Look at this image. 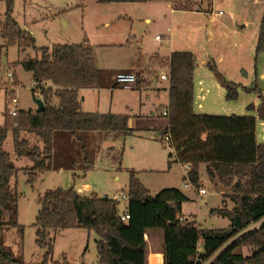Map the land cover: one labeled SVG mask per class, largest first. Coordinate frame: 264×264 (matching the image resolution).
Masks as SVG:
<instances>
[{"label": "trees", "instance_id": "obj_1", "mask_svg": "<svg viewBox=\"0 0 264 264\" xmlns=\"http://www.w3.org/2000/svg\"><path fill=\"white\" fill-rule=\"evenodd\" d=\"M5 2L6 11L0 20V36L5 41L0 44V86L8 47L16 45L21 52L27 47H36L35 36L13 16L14 0ZM40 50V57L26 55L19 62L37 81L45 109L20 110L12 119L5 111V122L0 125V264H29L23 253H15L6 244L9 229L16 228L21 238L25 231L18 220L19 192L11 184L18 167L4 149L9 132L13 135L15 155L32 162L25 170L27 182L32 186L42 174L52 170H79L85 175L94 167L100 140L110 134L132 132L128 115L82 109L80 89L104 85L95 46L85 41L58 43ZM256 50L264 52V12ZM208 65L225 85L227 100L237 99L240 88L258 90L227 80L214 61ZM169 66L168 123L160 134L163 138L169 135L172 140L174 151L169 153L168 167L175 162L190 165L184 179L201 188L199 168L205 164L210 180L229 190L225 195L233 207L211 210L228 218L229 227L198 226L195 217L182 215V204L188 199L182 190L168 187L152 195L136 171L130 170L125 190L130 211L127 221L121 219L119 201L113 197L83 195L73 186L50 188L42 193L34 222L35 242L45 250L40 264H47L53 254L51 232L75 227L94 230L97 234L99 264H146V234L151 230L163 233L164 264H200L198 259H213L210 264H264V143L256 137L257 116L197 113L194 110V53L172 52ZM259 95L257 114L264 119V95L261 92ZM248 108L253 110L254 104ZM23 132L35 135L41 144L32 143L22 136ZM240 247H249L251 253L237 252Z\"/></svg>", "mask_w": 264, "mask_h": 264}, {"label": "rangeland", "instance_id": "obj_2", "mask_svg": "<svg viewBox=\"0 0 264 264\" xmlns=\"http://www.w3.org/2000/svg\"><path fill=\"white\" fill-rule=\"evenodd\" d=\"M79 1H81L83 5L73 8V10L70 11V13L61 21L63 24H70L69 31L73 32V36L72 38L70 36L68 37V39H70L69 41H76L74 40L76 39L74 35L77 32L83 34V30L87 33L90 41H93L95 44L97 41L101 40L108 41L109 43L120 41L123 38L122 34H124L127 25L114 20L110 27H105L104 22L105 19H113L116 14L124 13L126 11H131L139 15L136 24L139 27L140 32L145 30L146 38L152 41L156 33L161 34L166 20L165 18L169 17L168 8L166 7L165 2H163L162 5L139 4L136 7H128L125 9V6L128 5L116 3L107 6V4L97 3L94 0H14L13 16L23 27L25 22L28 23L29 29L34 31L37 45L35 48L27 47L24 52H21L20 48L16 45L9 46L7 49V58L9 59V62L5 64L2 85L0 88V125H3L5 122V111L10 119L13 118V116L11 117L8 113V106H11V103L8 102L9 98L12 96L16 95L19 98L20 110L28 111L30 109H37V104L32 95V73L26 71L19 61L26 55L28 57H40V48L43 46H38V44L44 45L63 41L60 36L54 38L53 31H49L48 26H43V22L32 21L35 17L34 14L37 10L36 7L38 6L35 3L46 8L47 3L49 2L62 6L66 3L75 5ZM239 1H242L240 5L242 7L240 10L249 13L251 17L252 24L247 27L248 29L245 32H248L249 35L246 34L252 39L254 37V31L257 27L258 19H261L260 17L262 16V5H250L248 3L249 0ZM203 2L208 3L209 0H203ZM180 5L187 6L188 8L193 6L189 1H181ZM222 9L225 11V15H221L220 17L225 18L228 14V9L224 7ZM5 11L6 2L5 0H0V20H3ZM147 16L152 19V22L149 24L144 20ZM189 17L190 19L186 15L183 20L185 23L184 26L187 27V29H195L205 23V19L201 15H192ZM186 20H196V22H188ZM82 27L84 29H82ZM1 29L0 26V31ZM205 30L206 29L198 30L196 35L192 36V40L195 43L193 49L198 47L199 50L197 51L198 56L200 57L201 53L203 54L204 51L203 46L200 47L198 43L202 42L203 39H199L198 36H200L202 32H205ZM229 35L231 43L228 42L227 46L221 45L216 47L211 44L210 47H216L220 53L223 51L225 61L222 63V66L226 69L227 75H232V71L237 70L239 64L229 51L230 47L234 45V37L231 34ZM4 42V39L0 37V43ZM95 54L96 62L99 67L114 69L117 67L116 69H118V67H121L125 63L124 61H126V58L128 57V50L119 49L115 46L105 49L95 46ZM243 57L244 63L247 64L252 62L251 55L248 54V51L245 52ZM165 64L163 62V65ZM163 68L166 70L165 67ZM6 72L13 73L14 81L11 82L8 79ZM132 73H135L137 77H139L136 72ZM154 75L155 73H153V76ZM239 77L242 78V75L239 74ZM102 78L110 79V74L102 71ZM253 78L254 75L252 73L250 82ZM258 79L260 83H264V80L261 77ZM118 94L122 96L123 93L118 91ZM222 111L225 110L222 108ZM156 115V120L159 125H166L167 116L162 113ZM151 120V117H146L141 121H131V124L129 123V125L140 128L141 125L142 127L144 126V124H142L144 121ZM27 137H29V135H27ZM160 140L161 137L157 140L160 146L156 145L153 141H147L133 136L132 134L126 135L125 138H121L120 136L114 139L108 137L100 140V146H97L98 152L96 151L97 154L95 157V166H97V170L92 173V180L95 183L104 182L106 176L105 171L116 169L117 162H121L122 168H118V175L121 177L120 180L115 181V178H113L112 175L107 177V183H112L109 187V191L111 193H121L122 188L126 187L128 184L130 176L128 168H130L129 165L131 164L133 167H136L138 177L152 194H155L166 187H177L176 185L182 186V188L188 193V199L183 202V212L188 216L195 217L198 226L203 228L229 227L230 220L228 218L211 212L213 208L233 207V202L225 195L229 190L215 184V182L211 181L209 177L207 178L206 165L201 164L199 172L201 179L204 180V184H201V187L206 188L208 192L206 194H198L197 187L189 179H184L186 171L182 164L175 162L172 164L171 168L168 167V153L174 150L168 144L165 142L162 143ZM31 142L33 143L35 141L32 139ZM112 145L114 147L113 149L111 148ZM4 148L6 151L10 152L11 159L14 160L15 165L18 167V174L12 179L11 184L12 186H16L19 192L18 220L20 224L25 226L23 238H21V235L16 228L9 229L6 232V244L11 248L14 247L16 250L20 247L19 253H23L25 260L30 262V264H40L43 261L45 250L41 249L35 242L36 228L34 222L40 207L41 193L49 188H68L71 183L73 184V174L70 170H66L67 172L65 171L63 173H59L57 170L52 171L43 175L44 177L41 179L39 177L34 186H32L27 182V175L24 173L31 164L26 158H18L15 155L13 135L11 131L4 143ZM149 160L159 161L155 164H151ZM185 183H188V185L185 186ZM51 237L53 238V241L56 239L54 241L55 249L47 264H92L97 261L96 240L98 239V236L94 230L75 227L67 230L52 231ZM236 251L241 252L244 255L251 253L249 247H240L237 248ZM212 260L213 259H209L205 262L206 264H210Z\"/></svg>", "mask_w": 264, "mask_h": 264}, {"label": "crops", "instance_id": "obj_3", "mask_svg": "<svg viewBox=\"0 0 264 264\" xmlns=\"http://www.w3.org/2000/svg\"><path fill=\"white\" fill-rule=\"evenodd\" d=\"M97 3L98 0H94ZM181 1H189L192 3V7L184 8L181 7ZM165 2L166 7L168 8L169 17L165 18V23L163 26V31L156 33L154 39L148 40L146 38V31H141L136 24L138 20L137 14L126 11L124 13L116 14L113 19H105L104 26L110 27L114 20L119 21L127 25L124 34H122V39L118 42H111L101 40V41H90V38L87 36V33L83 30V34L77 32L74 37L76 41H69L68 37L72 38L73 32L69 31V25L67 23H62L61 21L67 16L73 8L77 6H82L83 3L79 1L75 5H70L68 3L58 6L57 4L47 3V7L38 5L36 8V13L34 14V19L32 21L43 22V26H48L49 31H53V37L56 38L60 36L63 41L59 42L60 44L66 43H82L88 41L91 45L100 47L102 49L115 46L119 49L128 50V57L126 58L125 63L121 66L114 68H102L99 67L101 71L108 72L110 74V79H104V85L101 87H91V88H81L79 93L82 99V109L85 112H100V113H113V114H125L129 117V123L131 121L143 120L146 117H151V121H144L142 124L144 126L134 127L130 126L133 136L145 139L147 141H153L156 145H159V140L161 131L165 129L166 125H159L156 114H163L164 110H168L170 94H169V80L162 79L160 75L162 73L169 74V59L174 51H191L196 57V68L194 71V110L197 113H206V114H217V115H231V114H253L257 116V125H256V137L258 142L264 143V119L258 118L257 107L261 103V98L259 92L264 95V83L259 82V77L264 80V52H257L256 45L258 40V34L260 29L261 19H258L257 27L254 31V37L251 39L248 35L247 27L252 24L251 17L249 13L242 12L241 3L239 0H209L208 3L203 2V0H150L146 2H112V3H103L110 6L112 4H123L125 9L128 7H136L139 4L143 5H162ZM180 3V4H179ZM250 5L259 6L262 5V15L264 12V0H249ZM34 5V4H33ZM60 5V4H59ZM207 5V6H206ZM228 9V14L225 18H221V15H225V11L222 8ZM223 11L221 14L220 11ZM191 14V15H190ZM192 15H201L205 19V23L198 26L195 29L185 27L184 17ZM146 23H151V17H145ZM188 22H196V20H186ZM54 25V26H53ZM24 28L30 31L34 35V31L30 30L28 23L25 22ZM58 28V29H57ZM82 29H84L82 27ZM197 29V30H196ZM205 30L202 32L199 39H203L202 42L198 43L201 47L203 46L204 53H201V57L198 56V47L193 49L194 41L192 36L196 35L198 30ZM105 32V31H104ZM248 35H247V34ZM160 34L162 40L159 41L156 39V36ZM193 34V35H192ZM234 37V45L230 47V52L233 57L237 60L238 66L237 70L232 71V75H227L226 69L222 66V63L225 61V55L219 52L216 47L221 45H228L230 42V35ZM191 35V37H190ZM1 37V36H0ZM36 38V37H35ZM81 40V41H79ZM231 43V42H230ZM3 44V43H0ZM58 43L44 44L38 46H52ZM211 44L216 47H210ZM37 45V39H36ZM216 53L213 52V51ZM248 51V54L251 55L252 62L244 63L243 55ZM8 54V52H7ZM214 55V56H213ZM214 61L217 68L223 73L227 80L246 86L248 88L257 87V91H247L242 88L239 89L238 97L235 100H227L226 94L227 90L223 82L217 77V75L209 68V62ZM9 59L6 57L5 63H8ZM163 62L165 65H163ZM165 67L166 70L163 68ZM161 70V71H160ZM160 71V75H159ZM118 72H136L139 76L140 81L132 84L130 86H124L116 80V75ZM32 73V72H31ZM155 73V77L153 76ZM253 73L254 78L250 82L251 74ZM239 74L242 75V78L239 77ZM164 80V82H163ZM1 88V86H0ZM123 93L122 96L118 94ZM254 104V109L250 110L248 106ZM223 110L225 111H222ZM28 111H37V109H30ZM164 115V114H163ZM134 119V120H133ZM149 120V119H148ZM165 126V127H164ZM126 134V135H129ZM29 135V137H27ZM126 135H117L110 134L106 138H125ZM23 137L32 139L41 144L40 140L33 134L28 132L22 133ZM162 143L164 138L161 137ZM33 142V143H35ZM160 146V145H159ZM114 148L113 145L111 147ZM162 148V147H161ZM5 149V148H4ZM9 152V151H8ZM173 152V151H171ZM10 153V152H9ZM124 153V151H123ZM170 153V152H169ZM168 153V156H169ZM97 154V153H96ZM96 157V155H95ZM27 159V158H26ZM169 157H167L168 161ZM27 161L32 165V162L27 159ZM159 160H149L151 164L157 163ZM161 161V160H160ZM27 162V163H28ZM183 165L186 171V165L181 162H178ZM130 170H134L137 173L136 167L129 165ZM172 167V166H171ZM170 167V168H171ZM118 168L121 169V162H117L116 169H109L105 171L104 182L95 183L92 180V173L97 170L95 166L89 171L82 174V171H72L73 174V184L69 187H75V189L83 195H90L95 193L101 197L109 196L114 197L116 195L122 194L128 188H122L121 193H111L109 187L112 183H107V177L112 175L116 180H120L118 175ZM154 168V167H153ZM156 170V169H151ZM56 171V170H52ZM48 171L46 173L52 172ZM59 173H63L66 170H57ZM67 172V171H66ZM25 173V172H24ZM46 173L40 176V179L43 178ZM76 173V176L74 175ZM130 173V172H129ZM18 174V173H17ZM26 174V173H25ZM185 176V175H184ZM207 174V178H208ZM130 178V176H129ZM201 179V177H200ZM201 184H204V180H200ZM34 186V185H33ZM176 188H179L188 198V193L182 188V186L176 185ZM57 188V187H56ZM168 188V187H166ZM202 188V187H201ZM50 189V188H49ZM198 190V194L199 193ZM47 190V189H46ZM160 191V190H159ZM158 191V192H159ZM208 192V190H207ZM151 193V192H150ZM42 194V193H41ZM152 194V193H151ZM156 194V193H155ZM152 194V195H155ZM206 194V193H205ZM182 215L186 218L188 216L183 212L182 204ZM195 216V215H194ZM72 229V228H70ZM67 230V229H64ZM56 240V239H55ZM54 240V241H55ZM147 241V256L146 264H164V254L162 252L163 247V233L161 230H151L146 234ZM15 253L20 254V247L18 250L12 247ZM55 249V243H54ZM26 261V260H25ZM27 262V261H26ZM30 264V262H27ZM98 263L97 261L92 264ZM84 264V263H83Z\"/></svg>", "mask_w": 264, "mask_h": 264}, {"label": "built area", "instance_id": "obj_4", "mask_svg": "<svg viewBox=\"0 0 264 264\" xmlns=\"http://www.w3.org/2000/svg\"><path fill=\"white\" fill-rule=\"evenodd\" d=\"M221 12L222 11H220V13ZM156 39L161 41L162 40V36L160 34H158L156 36ZM6 75L8 76V79L11 82L14 81V77H13V73L12 72H6ZM160 77L162 79L168 80L169 79V74L162 73L160 75ZM138 79H139V77H137V75L135 73H132V72H118L117 75H116V80L119 83L123 84L124 86H130L132 84H135V83H137ZM32 84H33L32 91H34L36 95L38 94L37 95L38 97L42 98L41 97V89H39V85H38L37 81L33 80ZM35 89H36V91H35ZM8 103H11V106H8V113L11 116H17L19 114V112H20V109H19V103H20L19 98L16 95L12 96V97L9 98V102ZM163 114L167 115L168 114V110H164ZM164 142L166 144H168L170 147H172L171 146L172 140H171V137L169 135H165L164 136ZM186 168H187L186 169V174H187V172L190 169V165H186ZM187 185H188V183H185V186H187ZM199 193L200 194H205V193H207V189L202 187V188L199 189ZM113 198H115L116 200L119 201L121 219L124 220V221H127L130 218L129 198H128L127 192H123L122 194L116 195ZM198 261H201L200 264H206V262L202 261L201 259H198ZM197 264H199V263H197Z\"/></svg>", "mask_w": 264, "mask_h": 264}, {"label": "water", "instance_id": "obj_5", "mask_svg": "<svg viewBox=\"0 0 264 264\" xmlns=\"http://www.w3.org/2000/svg\"><path fill=\"white\" fill-rule=\"evenodd\" d=\"M6 61V59H4V62ZM32 95H33V99L35 101V103L37 104V111H43L45 109V103L44 100L38 96H36L35 92L32 91ZM99 264V262L97 263Z\"/></svg>", "mask_w": 264, "mask_h": 264}]
</instances>
